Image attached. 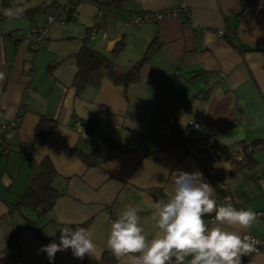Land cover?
<instances>
[{
	"label": "crops",
	"instance_id": "0c3cea01",
	"mask_svg": "<svg viewBox=\"0 0 264 264\" xmlns=\"http://www.w3.org/2000/svg\"><path fill=\"white\" fill-rule=\"evenodd\" d=\"M180 1L187 6L189 19L200 25L199 31L178 16L132 23L139 13L174 7ZM10 3L24 9L20 16L29 24L26 28L18 21L0 23V73L4 74L0 80V134L4 131L3 142L0 139V264H45L43 244L25 226L24 216L33 220L34 227L42 226L56 243L59 229L66 225L93 232L94 257L85 254L79 259L68 249L55 254L56 264H133L132 257L138 254L117 259L107 248L111 223L121 210L136 207L144 234L151 240L158 231L152 220L157 201L148 189L160 188L169 198L177 171H199L213 186L188 147L189 120L200 124L193 132V143L199 147L201 141L209 140L211 148L202 149V154L218 160L216 173L224 180L228 199L222 203L213 186L217 206L232 205L258 214L248 228L221 227L239 232L242 238L260 239L259 250L241 259L242 264H264V51L238 47L241 42L264 48V0H121L117 8L106 9L98 17L99 32L93 39L91 30L86 31V43L119 67L139 59L154 35L160 46L142 65L135 82L122 86L104 77L98 87L86 85L79 91L72 84L73 54L85 38L78 23L91 25V19L82 15L77 4L75 17L69 20L73 24H50L44 47L35 51L4 34L42 26L50 9L35 23L39 3ZM31 7H35L33 18L26 11ZM121 40L123 47L114 50ZM165 112L173 124L165 119ZM40 117L54 120V127L38 141L36 133L43 135L50 124L42 123L36 132ZM107 138L116 146L108 158L96 156V164L87 165L71 152L78 147L88 153ZM254 140L262 141L261 150L253 153L256 164L237 170V161L247 152L245 145ZM46 157L55 169L51 185L58 195L53 204L32 207L31 200H24L14 206ZM214 217L215 213L205 215L209 227Z\"/></svg>",
	"mask_w": 264,
	"mask_h": 264
},
{
	"label": "clouds",
	"instance_id": "9594fccd",
	"mask_svg": "<svg viewBox=\"0 0 264 264\" xmlns=\"http://www.w3.org/2000/svg\"><path fill=\"white\" fill-rule=\"evenodd\" d=\"M23 8H5L3 15L17 18ZM4 74L0 73V80ZM213 186L199 171H177L174 191L166 201L154 204L152 220L158 231L148 240L141 226L138 209L127 206L111 223L107 248L120 259L129 254L133 264H242V257L253 251L248 237L228 231L222 225L248 228L258 214L232 205L217 206L212 197ZM242 203V202H241ZM215 213L213 226L204 217ZM59 243L41 246L51 262L57 252L71 249L74 257L95 255L93 232L83 227L64 226L59 229ZM173 258L174 261H173ZM190 258V259H189Z\"/></svg>",
	"mask_w": 264,
	"mask_h": 264
},
{
	"label": "trees",
	"instance_id": "16d2710c",
	"mask_svg": "<svg viewBox=\"0 0 264 264\" xmlns=\"http://www.w3.org/2000/svg\"><path fill=\"white\" fill-rule=\"evenodd\" d=\"M80 0H65L63 4L58 3L56 0H52V3L56 5L57 8L61 6L68 5L70 6L68 12L67 21L74 19L75 17V10L76 6ZM94 4L98 11L103 15V11L106 9H111L114 7H118L121 0H87ZM5 8H14V6L10 3V0H3L0 9V21L5 19L2 10ZM28 14L32 17L34 8H29L26 10ZM33 18V17H32ZM32 20V19H31ZM93 28V27H92ZM92 28H87L86 31L89 32ZM10 31L4 36L10 39ZM1 33V32H0ZM87 37L84 38L82 44L80 45L79 49L73 54L74 63L76 65V70L73 76L72 84L75 87L76 91H79L86 85H93L98 87L104 77H108L112 80L115 84L127 86L128 84L135 82L138 79L140 68L144 63H146L150 57L155 53V51L160 46L159 40L157 35H154L153 38L149 41L144 53L141 57L134 62H132L127 67H119L115 64L105 53L89 46L86 43ZM11 40V39H10ZM14 43L19 41L11 40ZM123 47V41H119L117 46L114 47V50L117 48L120 49ZM241 51H264V48H260L257 46H248L243 43H239L238 45ZM36 51V50H35ZM50 123L49 126L45 131H43V135L39 136L36 133L35 139L41 141L44 135L48 134L51 129L54 127V120L46 119L40 117L36 127L37 131L39 128H42V123ZM3 135L4 131L0 134V139L3 142ZM262 141L261 140H254L253 142L245 145L247 146V152L245 156L238 160L235 167L237 170L243 168H251L256 164V159L253 155L254 151L261 150ZM116 144L113 140L107 138L99 145H97L92 151L88 153H84L78 147H73L71 149L72 153L77 154L87 165L96 164L97 158L96 156H101L102 159H106L110 156L113 152V148H115ZM55 174V169L50 161L49 158H44L39 164V171L38 173L32 178L29 186L27 187L26 191L21 194L14 204V206H18L24 200H31L32 207H37V205L42 206V208L50 207L58 192L52 187L51 180ZM223 178L220 175H216L215 179H212L213 186L215 192L217 193L220 201L224 203L228 199V192L226 188L223 186ZM150 195L157 201H166L168 197L162 192L160 188H150L148 189ZM213 214V213H212ZM25 217V226L31 227L34 233L38 236L41 240L43 246L52 243V241L47 237V235L43 231V227H34L32 223L33 220L29 219L27 216ZM43 256L45 259V264H56L55 258L51 262L49 261L47 254L43 252ZM108 258V256H106ZM116 258V257H115ZM115 259L113 258V261ZM112 261V260H111Z\"/></svg>",
	"mask_w": 264,
	"mask_h": 264
},
{
	"label": "built area",
	"instance_id": "2783aa9c",
	"mask_svg": "<svg viewBox=\"0 0 264 264\" xmlns=\"http://www.w3.org/2000/svg\"><path fill=\"white\" fill-rule=\"evenodd\" d=\"M69 8L70 6L68 5L61 6L57 8L54 13L48 14L46 16L45 22L42 26L31 27L30 30L22 34L13 31L10 33L9 38L11 40L25 42L26 45L32 50H40L44 47V43L48 35V26L54 22H58L60 24H64L65 22H67ZM97 15L99 18H101L100 12H97ZM168 16H178L183 20L184 24L187 25L188 27L198 31L201 29L198 23L191 21L189 19L188 8L181 1L174 7H168L161 10H155L146 13H139L134 16V18L132 19V23L135 25H142L147 22H157L158 20ZM97 27L98 26H95L94 28L91 29V31L89 32V38L93 39L95 34L99 32V28ZM218 34H222V31L219 30ZM163 115L170 124L174 123V120L170 117V115L167 112H165ZM12 125H14V123H12ZM77 126L79 131H81V126H79L78 123ZM199 126L200 124L197 121L189 120L185 127V138L188 147L199 158L208 176H210L211 179H215L217 175L216 163H218V160H216L215 157L210 156V154H208L206 157L205 155L203 156L202 154V149L205 148V150L207 149L209 151V149L211 148V144L209 143V140L201 141L199 147L198 145L193 143V138H192L193 132L197 130ZM246 236L249 238L248 242L251 243L253 246V251L251 253L257 252L260 248L261 240L251 235H246Z\"/></svg>",
	"mask_w": 264,
	"mask_h": 264
},
{
	"label": "rangeland",
	"instance_id": "374dc122",
	"mask_svg": "<svg viewBox=\"0 0 264 264\" xmlns=\"http://www.w3.org/2000/svg\"><path fill=\"white\" fill-rule=\"evenodd\" d=\"M58 3H61V4H63L64 3V1L65 0H56ZM39 3V4H37V6H36V8H37V11H36V13H34V22L35 23H39V21H40V19H38L39 18V15L41 14V15H43V12H44V10L46 9V8H49L50 9V11L45 15V17L48 15V14H50V13H53L55 10H56V8H55V6H53L54 5V3H52V0H31V3ZM49 4H53V5H49ZM77 7H80L81 8V11H82V15L84 16V17H88V18H90L91 19V21H92V24L91 25H82L81 24V22L79 21V26L82 28V31L84 32V36L82 37V39L84 38V37H86V35H85V33H86V28L87 27H92V25H96L97 23H98V16H97V11H98V9H97V7L95 6V7H93L91 4H89V3H87L86 1H84V0H82L81 2H79L78 3V6ZM32 8V7H31ZM35 8V7H34ZM93 13H94V15H93ZM95 14H96V16H95ZM94 18L96 19L95 21H94ZM31 20V19H30ZM45 20V19H44ZM2 21H11V22H14V21H18L17 22V24L18 25H22L23 27L25 26L26 28L28 27V21L26 20V18L25 17H22V16H18L17 18H13V19H8V18H5V19H2L1 21H0V23L2 22ZM73 22L74 21H68V22H66L65 24H73ZM15 23V22H14ZM20 23H22V24H20ZM76 23V22H75ZM26 24V25H25ZM52 26L53 27H58V26H62V24H60V23H58V22H55V23H53L52 24ZM17 29V28H16ZM20 30H18V31H21V28H19ZM24 29V28H23ZM87 34H88V32H87ZM88 42L91 44L92 42H93V40H88Z\"/></svg>",
	"mask_w": 264,
	"mask_h": 264
}]
</instances>
